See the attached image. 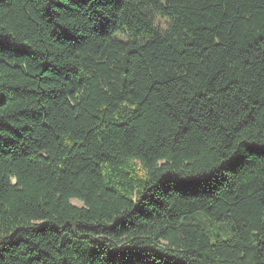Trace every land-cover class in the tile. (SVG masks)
I'll list each match as a JSON object with an SVG mask.
<instances>
[{"label": "trees", "instance_id": "obj_1", "mask_svg": "<svg viewBox=\"0 0 264 264\" xmlns=\"http://www.w3.org/2000/svg\"><path fill=\"white\" fill-rule=\"evenodd\" d=\"M0 264H264V0H0Z\"/></svg>", "mask_w": 264, "mask_h": 264}, {"label": "rangeland", "instance_id": "obj_2", "mask_svg": "<svg viewBox=\"0 0 264 264\" xmlns=\"http://www.w3.org/2000/svg\"><path fill=\"white\" fill-rule=\"evenodd\" d=\"M161 25L164 26L165 25V22H161ZM74 204H77V205H81L82 203L78 200H73L72 201Z\"/></svg>", "mask_w": 264, "mask_h": 264}]
</instances>
